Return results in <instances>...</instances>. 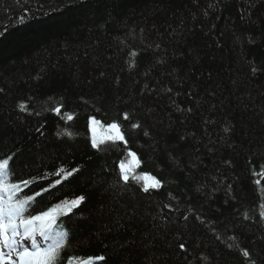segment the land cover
Returning <instances> with one entry per match:
<instances>
[{"label":"trees","instance_id":"1","mask_svg":"<svg viewBox=\"0 0 264 264\" xmlns=\"http://www.w3.org/2000/svg\"><path fill=\"white\" fill-rule=\"evenodd\" d=\"M8 157L60 264H264V0H0Z\"/></svg>","mask_w":264,"mask_h":264},{"label":"snow or ice","instance_id":"2","mask_svg":"<svg viewBox=\"0 0 264 264\" xmlns=\"http://www.w3.org/2000/svg\"><path fill=\"white\" fill-rule=\"evenodd\" d=\"M23 107L24 105H21V108ZM54 111L60 114L61 109L57 107ZM67 119L72 120L73 117L68 115ZM124 119H129L127 113H124ZM91 122L98 123L94 118ZM132 127L138 128L139 125L133 124ZM110 128L116 131V136L110 137V139H124L116 123H112ZM68 135L71 134L68 133ZM92 145L94 148L98 146L95 138L92 140ZM131 155L134 156L135 153H131ZM10 161L11 157L0 159V264H60L61 254L67 247L69 234L66 231H61L53 236V225L56 219L54 213L57 209L52 208L35 215L31 214L36 196L50 191V188L42 189L41 192L34 193L32 196L20 197L18 193L21 191V184L27 187L32 181H13L14 172ZM121 168L123 169V165ZM58 171L63 172L64 170ZM73 171L75 170L68 171L65 178L71 176ZM122 178L125 182L128 181V175L122 173ZM133 179L139 180L140 177H133ZM59 183L60 180L55 181V184ZM159 184L160 181L157 180L151 187L155 188ZM144 191L147 192L148 187H145ZM83 199L84 197H79L73 201V206L79 205ZM37 235L45 241L52 240V242L42 246L36 240ZM29 239L31 241L30 248L23 243ZM179 247L186 250L183 244ZM243 255L249 257L250 254L245 250ZM74 259L76 258L70 257L69 264Z\"/></svg>","mask_w":264,"mask_h":264},{"label":"rangeland","instance_id":"3","mask_svg":"<svg viewBox=\"0 0 264 264\" xmlns=\"http://www.w3.org/2000/svg\"><path fill=\"white\" fill-rule=\"evenodd\" d=\"M92 133L97 134V137H99V138H103V137L107 136V134L104 131H101V129L99 127H95V130ZM23 243L25 244V246H31V241H29V240H25V241H23Z\"/></svg>","mask_w":264,"mask_h":264}]
</instances>
